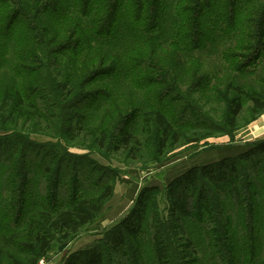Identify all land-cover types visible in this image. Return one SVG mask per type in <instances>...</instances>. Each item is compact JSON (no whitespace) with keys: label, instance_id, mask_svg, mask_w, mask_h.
Instances as JSON below:
<instances>
[{"label":"trees","instance_id":"1","mask_svg":"<svg viewBox=\"0 0 264 264\" xmlns=\"http://www.w3.org/2000/svg\"><path fill=\"white\" fill-rule=\"evenodd\" d=\"M172 3L0 0V264H37L51 250L56 238L74 239L90 225L112 195L110 186H105L102 193L88 196L91 191L87 189L95 186V180L83 182L86 168L82 169L78 162L73 167L75 176L80 178H76L68 193L67 160L62 149L31 142L29 134L24 136L11 126H17L23 118L32 127L54 121L56 128L47 127L62 133L68 104L77 106L86 101L94 95L88 89L91 82L119 68L122 58L115 46L128 47L131 42L135 52L132 47L125 52L147 56L145 60L137 59L130 69L144 68L145 78H141L146 90L137 95L144 96V104L145 100L153 102L147 106L152 109L147 108L145 126L153 125L158 134L160 131L159 151L167 147L172 131L167 118L179 126L191 121L189 112L179 119L170 114L176 110L173 105L180 101L172 95L180 92L178 81L190 80L193 74L201 72V59L225 51L223 74L216 79L227 82L230 89L229 76L237 81L254 75L251 65L259 58L264 37V11L261 17L255 11L256 0ZM210 9L216 11L211 28L214 35L203 28ZM256 19L257 31L253 27ZM220 39L231 46L218 52L216 42ZM205 52L210 54L204 56ZM61 54L63 68L71 79L68 84L54 80L60 77L56 59ZM213 71L221 73L214 65L205 77L192 80L191 86L197 84L196 89L204 93ZM254 81L252 87L264 88V77ZM237 82L235 90L249 104V113L262 115L264 93H248ZM53 109L59 112L51 118ZM242 109L240 99H230L232 128ZM124 120L122 117L117 122L121 124L118 135L125 142L121 148L131 140L126 128L128 121ZM31 129L34 128H30V133ZM173 137L178 139L176 134ZM105 142L104 136L100 148L104 149ZM214 149L241 151L189 169L166 183L170 201L167 213L159 212L153 196L148 194L150 189H145L144 198L142 194L138 197L127 216L100 240L75 252L66 264H264V140ZM85 161L93 163L87 157ZM54 167L59 173L54 202L48 206L41 199L40 209L25 212L31 174L49 173ZM14 200L18 207L13 205ZM145 218L149 223L144 220L143 229L141 223Z\"/></svg>","mask_w":264,"mask_h":264},{"label":"rangeland","instance_id":"2","mask_svg":"<svg viewBox=\"0 0 264 264\" xmlns=\"http://www.w3.org/2000/svg\"><path fill=\"white\" fill-rule=\"evenodd\" d=\"M169 2L173 4V0H169ZM255 4L258 6L255 11L261 17V11H264V0H256ZM215 13L214 9H210L203 23V28L210 35H214L211 28ZM258 19L255 20L253 26L255 31L259 28ZM262 31L264 34V25ZM220 36L217 35L216 38H220ZM129 44L128 47L119 45L114 47L122 58L118 65L119 68L115 72L102 74L91 82L88 89L92 93L94 92V95L77 106L71 105V103L68 104L64 112L65 121L61 124V128L64 129L62 133H57L52 127H47L52 125L56 128L54 121H49L47 126L32 127L29 121L23 118L21 121L19 120L17 126L15 125L16 127L7 125L15 128L16 132L24 136L29 134L31 142L49 143L62 149L65 153L63 157L67 160L68 193H71V186L73 182L77 181L76 178H80L78 175L75 176V167H73V164L77 162L80 163L82 169L86 168L83 174V182L95 180V186H90L87 189L91 191L88 196H96L102 193L105 186H110L112 192L101 214L90 225L83 228L74 239L56 238L51 245V250L37 264L41 262V264H66V261L71 259L75 252L84 249L96 240H100L108 229L127 216L136 206L138 197L142 194L144 198L145 189H150L148 194L153 196V202L155 205L157 204L159 212L167 213L170 201L166 183L189 169L218 162L222 158L235 156L241 150L243 151V148H239L240 151L236 149L222 151L214 149V147L226 146L232 143L245 146L264 140V112L257 117L250 114L248 111L249 104L243 99L240 92L235 90V87L238 86L237 81H239L242 83L240 87L248 93L258 90L264 93L262 86L260 88L252 87L255 85L254 78L264 77V37L259 58L251 65L254 75L248 74L246 80L239 79L237 81L229 76L232 80L231 89L226 85L227 82L217 81L216 79L223 74L222 68L226 63L225 51L214 56L204 57L200 60L202 63L201 72L193 74L189 77L190 80L177 82V88L180 92H174L172 96L180 98V101L173 105L176 110H172L170 114L173 115V118L176 116L179 119L189 112L191 121L179 126L177 125L179 123L176 124L173 120L167 118L172 131L167 147L163 151L158 149L161 140L160 131L158 134L153 125L145 126L149 110L152 109L147 106H150L153 102L145 100L146 103L144 104V96L139 97L137 95V93L146 90L143 83L145 78L144 68L140 67L142 69L139 70L130 69L132 64L137 62V59L145 60L147 56L144 54L141 57L139 54H132L130 50L125 52L130 47L134 49L132 43ZM228 46H231V44L225 43L222 39L216 42L218 52ZM70 52L72 53V51ZM211 53L213 54L215 51ZM209 54L205 52L204 56ZM61 59L62 54L56 59L58 66H60V77L58 80H54L68 84L71 79L68 77L69 73L66 68H63ZM6 61L7 59L4 62ZM214 65L221 69V73L215 74L213 71L211 74L213 78L208 87L206 85L204 93H200L195 87L197 84L191 86V82L196 78L205 77L207 75L205 73L213 69ZM230 74L235 75L233 72ZM215 75L216 77H214ZM36 76H38V73ZM139 82L143 83L142 86L138 84ZM231 98L240 99L243 105L242 112L237 118L234 128L229 123V102ZM58 112L59 110H51L50 117L54 118ZM111 114L112 121L109 122ZM129 116L132 118L130 121L127 119ZM122 117L126 118L124 122L128 121L126 128L131 139L129 145L125 148H121L125 142L123 139L121 140L117 129L121 126L117 122ZM7 128L11 130L10 127ZM30 128H34L31 129L32 133L29 132ZM175 134L178 139H174L173 135ZM104 136L106 142L104 149H102L100 148V140ZM86 157L90 158L93 163L83 162ZM51 170L49 173L40 175L34 172L31 174L27 183L25 212L40 209L38 201L43 200L48 206H51L54 202L59 173L56 167ZM68 195L72 197L71 194ZM15 204L18 207L16 200L13 201L14 206ZM13 210V213H15V208ZM144 220L145 224L149 223L148 218L143 219L141 223L143 229ZM143 239L144 237H142V241Z\"/></svg>","mask_w":264,"mask_h":264},{"label":"built area","instance_id":"3","mask_svg":"<svg viewBox=\"0 0 264 264\" xmlns=\"http://www.w3.org/2000/svg\"><path fill=\"white\" fill-rule=\"evenodd\" d=\"M41 263H42V262H41ZM41 263H40V264H41Z\"/></svg>","mask_w":264,"mask_h":264}]
</instances>
